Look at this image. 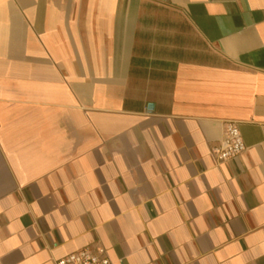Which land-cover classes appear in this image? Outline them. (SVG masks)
Segmentation results:
<instances>
[{
  "label": "crops",
  "instance_id": "0c3cea01",
  "mask_svg": "<svg viewBox=\"0 0 264 264\" xmlns=\"http://www.w3.org/2000/svg\"><path fill=\"white\" fill-rule=\"evenodd\" d=\"M84 248L264 264V0H0V264Z\"/></svg>",
  "mask_w": 264,
  "mask_h": 264
},
{
  "label": "built area",
  "instance_id": "2783aa9c",
  "mask_svg": "<svg viewBox=\"0 0 264 264\" xmlns=\"http://www.w3.org/2000/svg\"><path fill=\"white\" fill-rule=\"evenodd\" d=\"M246 148L242 133L236 122L226 123L225 137L214 148L216 157L223 161L242 153ZM55 264H114L103 248H84L56 260Z\"/></svg>",
  "mask_w": 264,
  "mask_h": 264
},
{
  "label": "water",
  "instance_id": "95a60500",
  "mask_svg": "<svg viewBox=\"0 0 264 264\" xmlns=\"http://www.w3.org/2000/svg\"><path fill=\"white\" fill-rule=\"evenodd\" d=\"M149 108H151V109H152V108H153V104H149Z\"/></svg>",
  "mask_w": 264,
  "mask_h": 264
}]
</instances>
